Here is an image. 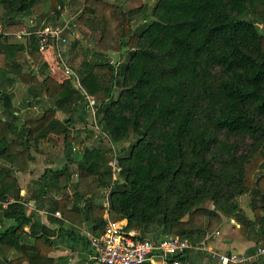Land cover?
I'll use <instances>...</instances> for the list:
<instances>
[{
    "label": "trees",
    "instance_id": "1",
    "mask_svg": "<svg viewBox=\"0 0 264 264\" xmlns=\"http://www.w3.org/2000/svg\"><path fill=\"white\" fill-rule=\"evenodd\" d=\"M78 1L75 21L95 39L94 59H82L72 74L59 75L46 74L48 64L32 46L33 37L22 42L15 34L36 27L29 16L39 4L60 17L64 0H0V69L25 87L29 101L46 104L40 112L25 110L14 129L0 116V161L28 172L33 155L23 137L34 148L61 137L65 164L47 169L36 184L68 189V166L74 162L72 203L58 200L57 208L71 223H87L92 234L102 231L107 211L127 228L137 225L154 238L178 236L197 245L219 228L224 215L242 232L257 228V242L264 245V28L259 26L264 0H156L138 28L130 19L141 8ZM111 52L126 58L115 66ZM26 54L34 66L27 65ZM86 95L96 98L92 124L110 147L99 139L73 152L72 127L92 115ZM11 98L0 83L1 109L10 108ZM114 157L119 170L113 179ZM16 185V177L0 170V215L14 221L0 231L2 262L53 264V236L35 230V214L26 212L24 202H8V190ZM101 187L107 208L94 202ZM246 191L261 193L254 220L236 203ZM26 236L33 237L36 251L22 248ZM8 247L19 254L6 260ZM187 251L177 256L180 263Z\"/></svg>",
    "mask_w": 264,
    "mask_h": 264
},
{
    "label": "crops",
    "instance_id": "2",
    "mask_svg": "<svg viewBox=\"0 0 264 264\" xmlns=\"http://www.w3.org/2000/svg\"><path fill=\"white\" fill-rule=\"evenodd\" d=\"M129 2L130 1L128 0L127 3L129 4ZM27 40L28 38L21 39L22 42ZM31 41L32 46L37 45L35 38ZM86 47L89 49L91 48L92 53L96 50L94 46L93 48L91 46ZM42 52L41 59L48 64V68L52 69V67H54V69H52L49 73L55 72L59 75H63L65 71L55 67L51 62L52 57L55 56L54 49L48 48ZM50 53L52 55H50ZM109 58H112V56H109ZM27 59L30 60V65L34 66L33 61L29 55L26 54V60ZM70 72L73 73L72 70ZM5 92L12 93L10 88ZM12 110L13 113L10 114L9 111ZM4 113L7 114V119L12 122L13 129L14 127L16 128L21 124L17 117L16 120L14 116L20 117L19 114H23L24 112L22 113L21 111L19 113V110L15 109V107L13 109L10 107L5 111L0 109V116ZM60 115L61 113L57 112V116L59 118ZM23 142L30 148V151L33 149L37 153L36 148L32 147L31 149V142H27V138L23 137ZM40 153L41 154H34V158L29 162L30 166L28 172H20L17 169L11 167V165L5 162H0V170L13 175L17 179V185L11 187L8 190V202H24L26 212L29 214H35L34 219H32V223L35 224V230L47 231L53 236L55 244L53 250L49 254L54 259L53 264H81L83 262H85V264H93L89 256V247L87 244V234L90 233V226L85 223L82 225H75L71 223L69 220L64 218L63 212L57 208L58 200H65L72 203L71 191L69 189L62 190L57 186L46 188L36 184L37 180L47 169L55 171L61 169L63 166H59L57 161L54 164L55 161L46 159V155L43 154L42 151ZM35 169L36 171H34ZM262 172L264 173V163ZM48 175L51 176L50 173ZM50 176H48V178ZM236 203L238 207L244 212L246 217H248L250 220H254L255 214L253 207L261 203V193H258L257 191H246L236 198ZM55 212H59L60 216L56 215ZM12 224H14V221L11 219H5L0 215V231H3ZM131 229L139 237L154 238L151 236V232L141 233L140 228L137 225H134ZM217 230L220 232L219 235L212 236L209 239L204 238L201 243L197 244V246L203 247L204 249H188L185 254L187 262L185 261L183 263L217 264L216 258L211 257V253L208 251L209 249H213L222 253L232 251L251 253L253 252L255 246L260 244L257 242L258 239L260 240L259 235H257V228H249L248 231L242 232L240 225L234 219L225 217L224 215H221V225ZM260 232L262 231L260 230ZM32 238L33 237L31 236H26L21 240L20 245L23 249L36 251V246L33 244ZM18 254L19 253L15 247H8L7 257L5 258L6 260H9ZM155 259L154 260L156 263L160 260L158 258ZM260 260L262 259L253 260L252 262L245 264H256ZM2 261L3 259L0 255V264H4ZM23 264L28 263L24 262Z\"/></svg>",
    "mask_w": 264,
    "mask_h": 264
},
{
    "label": "rangeland",
    "instance_id": "3",
    "mask_svg": "<svg viewBox=\"0 0 264 264\" xmlns=\"http://www.w3.org/2000/svg\"><path fill=\"white\" fill-rule=\"evenodd\" d=\"M108 1H118L119 3H122L125 11L141 8L130 19V22L134 28H138L141 26L145 18V15L150 14L151 8L156 2V0H129L130 2L128 4L127 3L128 0H108ZM64 4H65L64 9L61 13V16L58 18L54 16L52 10L46 6V3L39 4L36 7H34V9L32 10V14L29 16V18L30 17L36 18L34 20L36 22V27L42 25H59L64 27L63 32H64V37L66 38V42H64L61 45L62 54L60 55V57H58L60 60H57L53 56L51 62L55 67L60 68V70L63 71L67 70L64 73L65 75L67 74L68 71H71L73 68H75L76 65H78L82 59H90V60L94 59V55L91 52L92 49L91 48L89 49L86 46H91L92 48L93 46L95 47V41H94L95 39L93 40L90 37L87 28H85L81 24L76 23L75 21V17L77 16L81 8V1L64 0ZM259 26L264 28V22L262 24H259ZM50 55L52 54L50 53ZM110 55L112 56V58L109 59L115 64V66H117L119 62L124 61L126 58L125 54L123 56H120L119 53L117 52H111ZM17 59L20 61L23 60L24 57L17 55ZM27 60H26L27 65H29L28 63H30V60L28 61ZM26 67L27 66H24V69H26ZM52 69H54V67H52ZM52 69L48 68V70H46V74L51 72ZM14 79L15 77L12 74H7V73L4 74L2 72V69H0L1 89L5 92L10 88V91H12V96L14 97L11 98L12 100L10 107L11 109L15 107V109L19 110V113L21 111L22 113L24 112L23 114H19L20 117L17 116V119L22 124L25 115V110L32 108L34 112H40L46 107V104H44L41 100L37 102L29 101V98L26 92L24 91L25 87L22 84H17V81H14ZM118 94H119V86H116L112 91V96L117 97ZM79 109L81 108H78V110ZM77 112L79 113V111ZM1 116H5V118H8L7 115L5 114ZM62 116L63 115H60V117ZM92 119L93 116L90 115L87 117L86 124L78 122L74 125V127H72L71 134L77 138L76 141L73 143V150H74L73 152L81 151L83 147L93 143H97L100 140H101L100 142L103 143V145H105L107 148L110 147L109 145L110 143L108 140H105L104 137H100V138L97 137L100 129L92 124ZM29 141L31 142V149H32V147H34L33 146L34 142L31 139L27 138V142ZM36 151L38 154H41L40 152L42 151V153L46 155V159L55 161L54 164L57 161V164L59 166H62L66 162V158L64 156V151H63V141L61 137H56V138L53 137V139L49 141L48 140L44 141L39 145L38 148H36ZM37 153L35 152V150L32 149L31 154L33 155V158H34V154ZM114 158L110 159L109 162L113 161ZM68 168L70 172L69 173L70 181H69L68 189L72 192V186L74 185L73 183L76 180L75 163L74 162L71 163L68 166ZM34 171H36V169ZM103 190L104 188L101 187L100 188L101 196L97 199H94L96 205H98L99 203L101 204L102 201L104 200V196L102 195ZM205 205L210 206L209 203H206ZM81 264H85V262Z\"/></svg>",
    "mask_w": 264,
    "mask_h": 264
},
{
    "label": "built area",
    "instance_id": "4",
    "mask_svg": "<svg viewBox=\"0 0 264 264\" xmlns=\"http://www.w3.org/2000/svg\"><path fill=\"white\" fill-rule=\"evenodd\" d=\"M63 30L64 27L59 25L26 26L17 31L15 35L20 38L33 37L40 51L53 48L56 56L60 57L61 45L66 42ZM67 73L72 74L70 71ZM86 102L93 116L96 98L86 95ZM109 165L114 179L119 170L115 158L109 162ZM103 196L102 204L107 208V192ZM55 214L59 215V212ZM104 216L106 223L102 231L99 234H87L89 256L93 264H180L178 255H184L188 249H204L178 236L142 238L131 228L126 227L125 220H112L107 211ZM219 234V230H215L206 233L204 238L209 239ZM208 251L211 257L216 258L217 264H245L253 260L264 259V245L255 246L251 253L234 251L222 253L213 249ZM155 258L160 259L159 262L156 263Z\"/></svg>",
    "mask_w": 264,
    "mask_h": 264
}]
</instances>
